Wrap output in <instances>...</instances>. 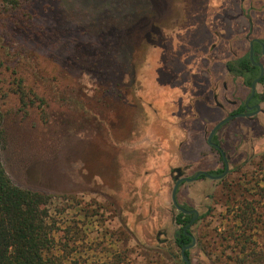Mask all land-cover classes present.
<instances>
[{
    "label": "rangeland",
    "instance_id": "1",
    "mask_svg": "<svg viewBox=\"0 0 264 264\" xmlns=\"http://www.w3.org/2000/svg\"><path fill=\"white\" fill-rule=\"evenodd\" d=\"M1 9L8 177L53 197L57 228L69 232L70 248L89 249L91 264L124 248L132 264H178L171 171L223 169L206 139L249 94L225 63L264 39V0H30L7 31ZM19 81L33 105L20 103ZM215 135L230 157L223 179L252 172L264 153V104ZM219 181L182 184L178 204L203 215ZM189 259L213 264L199 245Z\"/></svg>",
    "mask_w": 264,
    "mask_h": 264
},
{
    "label": "trees",
    "instance_id": "2",
    "mask_svg": "<svg viewBox=\"0 0 264 264\" xmlns=\"http://www.w3.org/2000/svg\"><path fill=\"white\" fill-rule=\"evenodd\" d=\"M1 2V11L9 15L10 21L4 23L7 31L10 24H16L18 19L12 17V14L30 0ZM258 49L256 46L254 51ZM2 68L6 67L0 62V70ZM225 68L233 77L241 78L243 85L248 88L259 74L248 54L227 62ZM260 84L264 89V77ZM1 93L0 88V98ZM17 93L23 107L34 104V101H24L26 95L20 81L17 83ZM256 98L259 102H264V90L261 94H256ZM242 110L243 107L238 112ZM3 119L0 108V150ZM212 141L219 145L216 136ZM235 170L240 169L238 167ZM222 173L223 170L207 174L215 176ZM171 175L173 179L179 177L180 170L173 169ZM219 182L221 189L213 196L214 207H208L203 215H199L186 233L195 238V247L199 245L202 254L213 264H264V153L255 162L252 172L244 173L229 182L225 179ZM53 203V197L48 194L16 186L6 174L0 156V264H91L87 257L89 249L79 251L68 246L69 232L65 234L57 228L52 214ZM181 207L190 210L188 207ZM216 211L218 213L215 215ZM212 215L216 219L214 226L212 220H208ZM190 220V216L180 212L173 217V224L177 228L174 240L179 248L191 243L184 232ZM201 221L204 223L198 227V236L195 237L192 229ZM118 241L121 242L120 239ZM122 241L128 243V237L125 236ZM101 253L105 256L93 257H100L102 264H132L129 254L133 251L127 248L118 252ZM185 256L189 259V250L185 251ZM178 264H184L181 257Z\"/></svg>",
    "mask_w": 264,
    "mask_h": 264
},
{
    "label": "water",
    "instance_id": "3",
    "mask_svg": "<svg viewBox=\"0 0 264 264\" xmlns=\"http://www.w3.org/2000/svg\"><path fill=\"white\" fill-rule=\"evenodd\" d=\"M256 42L258 44H260L261 48H262V53L264 54V46L263 44H261L259 41L257 40H252L250 43H249V58L252 62V64L256 67L259 68V77L251 84V94L246 102V104L251 100V98L254 96V93H255V85L259 82V80L264 76V69H263V66L260 64V63H255L253 62V59H252V51H253V43ZM249 109H254L255 111L253 113H250V114H234V115H231L223 120H221L220 122H218L212 129L211 131L209 132L208 134V137L206 139V142L209 146L211 147H214L216 149H218L219 147L215 144L212 143V137L214 136L215 132L221 127L223 126L225 123L229 122L230 120L234 119V118H239V117H252L254 115H256L259 111H260V107L258 105L252 107V108H249ZM223 157V160H224V164H225V169H224V172L221 176L219 177H213V176H210L208 175L207 173L205 172H197L193 177L191 178H179L177 179L174 184H173V187H172V190H171V194H170V199H171V203L173 205V207L176 209V211L180 212V213H183L185 215H191L193 214V218L190 220V222L187 224V226L184 228V231H186V229L190 228L191 225L193 224V222L198 218L199 214L197 211L195 210H185L183 209L177 202V199H176V195H177V191H178V188L179 186L182 184V183H191L195 180H197V178L201 175H204L206 178L208 179H211V180H218V179H221L223 178L227 172H228V164L226 162V160L224 159V156ZM190 238H191V243L188 245V246H184L180 249V257H181V260L184 262V264H191L190 263V260L185 256V251H188V250H191L193 248H195V238L192 236V235H189Z\"/></svg>",
    "mask_w": 264,
    "mask_h": 264
},
{
    "label": "flooded vegetation",
    "instance_id": "4",
    "mask_svg": "<svg viewBox=\"0 0 264 264\" xmlns=\"http://www.w3.org/2000/svg\"><path fill=\"white\" fill-rule=\"evenodd\" d=\"M252 40H257V41H259L261 44H263V46H264V39H261V38H254V39H251L249 42H248V51L246 52V54H248V58H249V43L252 41ZM256 46H258L259 47V49L256 51H254V48L256 47ZM245 54V55H246ZM244 56V55H243ZM261 56H264V54L262 53V48H261V46H260V44H258V43H256V42H254L253 43V51H252V59H253V62H255V63H260V59H259V57H261ZM235 58H237V57H235ZM235 58H233V59H235ZM233 59H231V60H233ZM254 59H256V61L254 60ZM231 60H229V61H231ZM249 60H250V58H249ZM228 61V62H229ZM250 62H251V60H250ZM227 63V62H226ZM225 63V64H226ZM251 64H252V62H251ZM261 64V63H260ZM253 65V64H252ZM262 65V64H261ZM254 66V65H253ZM263 66V65H262ZM256 67V66H255ZM258 68V67H257ZM226 69V68H225ZM263 69H264V66H263ZM258 70H259V68H258ZM226 73L228 74V75H230L228 72H227V70H226ZM260 73V72H259ZM232 78H235V77H233L232 75H230ZM258 77H259V74H258ZM257 77V78H258ZM264 77V76H263ZM262 77V78H263ZM256 78V79H257ZM261 78V79H262ZM235 79H240L241 80V78H235ZM255 79V80H256ZM261 79L259 80V82L255 85V93H254V96L251 98V100L246 104V102H247V100H248V98H249V96H250V94H251V85H250V88H248V87H246V88H248V90H249V94H248V96H247V98L245 99V101L240 105V106H238V108L233 112V113H231L229 116H231V115H234V114H250V113H253L255 110L254 109H249V108H252V107H254V106H256V105H258L259 107H260V111H261V107H262V105L264 104V102H259L258 101V99L256 98V94H261L262 92H263V86L260 84V81H261ZM255 80H253V82L255 81ZM252 82V83H253ZM241 83H242V80H241ZM251 83V84H252ZM242 85H243V83H242ZM259 85H261L262 86V91H257V86H259ZM244 86V85H243ZM245 87V86H244ZM241 107H243V110H242V112H238V110L239 109H241ZM260 111L256 114V115H258L259 113H260ZM256 115H254V116H252V117H239V118H234V119H232V120H235V119H253L254 117H256ZM229 116H227V117H229ZM227 117H225V118H227ZM224 118V119H225ZM223 120V119H222ZM232 120H230V121H232ZM221 121V120H220ZM219 121V122H220ZM229 121V122H230ZM228 123V122H227ZM227 123H225V124H227ZM217 124V123H216ZM215 124V125H216ZM224 124V125H225ZM223 125V126H224ZM222 127V126H221ZM220 127V128H221ZM219 128V129H220ZM218 129V130H219ZM217 130V131H218ZM216 131V132H217ZM216 132H215V134H216ZM214 134V136H216ZM213 136V137H214ZM208 137V136H207ZM213 137H212V139H213ZM207 143V142H206ZM212 143L213 144H215L213 141H212ZM208 145V144H207ZM215 145H217V144H215ZM209 146V145H208ZM219 148L218 149H216V148H214V147H211V146H209V147H211V148H213L218 154H219V156H220V160L222 161V164H223V172H224V169H225V164H224V160H223V157L222 156H224V159L226 160V162H227V164H228V170H229V160H230V157L228 156V155H226L223 151H222V149H221V147H220V145H217ZM177 169H179V168H177ZM180 170V176L179 177H175V181L177 180V179H179V178H187V177H182L183 176V170H181V169H179ZM200 172V171H199ZM197 173V172H196ZM195 173V174H196ZM205 173H208V172H205ZM228 173V172H227ZM194 174V175H195ZM223 174V173H222ZM222 174H220V175H215V176H213V177H219V176H221ZM193 175V176H194ZM209 175V174H208ZM192 176V177H193ZM201 176H204V175H201ZM211 176V175H210ZM226 176V175H225ZM173 177V176H172ZM191 178V177H190ZM204 178L206 179V177L204 176ZM204 178H202V179H204ZM224 178V177H223ZM223 178H221V179H218V180H222ZM208 179V178H207ZM197 180H201V178H200V176L197 178ZM197 180H195V181H197ZM209 180H211V179H209ZM195 181H193V182H195ZM212 181H215V180H212ZM182 184H184V183H182ZM181 184V185H182ZM180 185V186H181ZM179 186V187H180ZM183 214V213H182ZM188 216H190L191 217V219L193 218V214H191V215H188ZM199 217V216H198ZM197 220V219H196ZM195 220V221H196ZM194 221V222H195ZM192 226V225H191ZM177 229V228H176ZM175 229V230H176ZM189 229V228H188ZM187 230V229H186ZM185 233H186V231H184ZM176 235V234H175ZM186 235L187 236H189L190 234H187L186 233ZM189 238H190V236H189ZM174 239H175V236H174ZM191 239V238H190ZM184 247V246H183ZM182 247H180V249H181Z\"/></svg>",
    "mask_w": 264,
    "mask_h": 264
}]
</instances>
